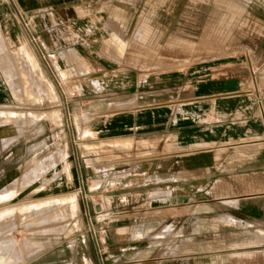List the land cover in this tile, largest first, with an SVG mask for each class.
Listing matches in <instances>:
<instances>
[{
	"label": "crops",
	"instance_id": "1",
	"mask_svg": "<svg viewBox=\"0 0 264 264\" xmlns=\"http://www.w3.org/2000/svg\"><path fill=\"white\" fill-rule=\"evenodd\" d=\"M54 196L77 263L4 264H264V0H0V210Z\"/></svg>",
	"mask_w": 264,
	"mask_h": 264
},
{
	"label": "rangeland",
	"instance_id": "2",
	"mask_svg": "<svg viewBox=\"0 0 264 264\" xmlns=\"http://www.w3.org/2000/svg\"><path fill=\"white\" fill-rule=\"evenodd\" d=\"M189 28L190 26H180L176 31L170 30L164 37L162 43H166L165 49L168 50L169 44H173L172 39H181L183 55L190 52L189 47ZM146 31L140 26L139 30L134 35L133 54L137 60H142V57L148 60H153L159 50L163 49L151 46L154 34L150 32L148 39H150V46H140L147 39ZM171 40V41H170ZM173 47H171L172 49ZM143 51L145 53L143 54ZM131 53V52H130ZM202 54H199V56ZM205 55V54H203ZM69 87V86H68ZM77 96V89L72 90L69 87L68 94ZM68 95V96H69ZM124 106L112 107L111 112L116 109H124ZM156 155L141 154L136 161L149 159ZM47 200V201H45ZM71 200V215L64 216L61 212L62 208L68 207H52L46 209L44 212H31V215L20 214L21 212H28L34 209L56 205L63 201ZM44 205V206H43ZM55 210H54V209ZM81 210L79 202L74 196H54L48 199L38 200L30 204H21L19 206L5 208L0 210V264L5 262H26V253L32 249L40 250L38 248H45L46 256L41 258L38 262H73L77 263L79 247L83 245V235L92 234L95 227L100 224L90 222H79L78 214ZM10 215V216H9ZM73 216V217H72ZM12 219V220H10ZM104 225V224H102ZM46 235V236H44ZM87 240V239H86ZM38 247V248H37ZM73 252L70 260L67 258V253ZM44 254V253H39ZM40 256V255H39Z\"/></svg>",
	"mask_w": 264,
	"mask_h": 264
},
{
	"label": "bare ground",
	"instance_id": "3",
	"mask_svg": "<svg viewBox=\"0 0 264 264\" xmlns=\"http://www.w3.org/2000/svg\"><path fill=\"white\" fill-rule=\"evenodd\" d=\"M72 204L73 203H71V200H69V201H63V202H61L60 201V203L58 202V203H56V205H52V206H44V207H40V208H37V209H34V210H32V211H26V212H21L20 214H27V215H31L32 213L31 212H44L46 209H48V208H52V207H55V209H56V207H65V206H67L68 208L67 209H64V208H62V210H61V212H62V214L64 215V216H70L71 215V206H72ZM54 209V208H53ZM54 209V210H55ZM10 216V215H9ZM73 217V216H72ZM85 253V252H84ZM88 260V259H87ZM87 260L85 259V258H83L82 259V263H86L87 262Z\"/></svg>",
	"mask_w": 264,
	"mask_h": 264
},
{
	"label": "built area",
	"instance_id": "4",
	"mask_svg": "<svg viewBox=\"0 0 264 264\" xmlns=\"http://www.w3.org/2000/svg\"><path fill=\"white\" fill-rule=\"evenodd\" d=\"M22 21H23V23L25 24V26L28 28V25H29V20H25V19H23L22 18ZM34 40L35 41H39L40 40V37L39 36H35L34 37ZM69 95V94H68ZM72 95V97H74L75 96V94L73 93V94H71ZM69 97H71L70 95H69Z\"/></svg>",
	"mask_w": 264,
	"mask_h": 264
}]
</instances>
